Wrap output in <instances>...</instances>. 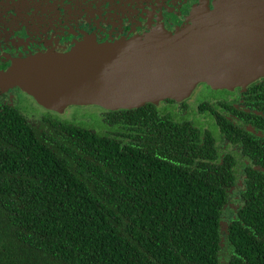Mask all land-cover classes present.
I'll return each mask as SVG.
<instances>
[{
  "label": "trees",
  "instance_id": "1",
  "mask_svg": "<svg viewBox=\"0 0 264 264\" xmlns=\"http://www.w3.org/2000/svg\"><path fill=\"white\" fill-rule=\"evenodd\" d=\"M134 111L109 132L0 112V264H264V200L222 222L209 130Z\"/></svg>",
  "mask_w": 264,
  "mask_h": 264
},
{
  "label": "water",
  "instance_id": "2",
  "mask_svg": "<svg viewBox=\"0 0 264 264\" xmlns=\"http://www.w3.org/2000/svg\"><path fill=\"white\" fill-rule=\"evenodd\" d=\"M188 19L173 32L154 24L128 39L18 54L0 78L57 112L188 102L202 84L244 89L264 79V0H205Z\"/></svg>",
  "mask_w": 264,
  "mask_h": 264
},
{
  "label": "flooded vegetation",
  "instance_id": "3",
  "mask_svg": "<svg viewBox=\"0 0 264 264\" xmlns=\"http://www.w3.org/2000/svg\"><path fill=\"white\" fill-rule=\"evenodd\" d=\"M204 2L0 0V71L18 54L54 51L85 39H128L144 34L154 24L173 32L188 25L192 10L201 8ZM200 90L208 95L197 99ZM210 90L215 93L209 94ZM197 91L193 101L164 98L149 102L150 112L168 114L175 120L187 122L201 138L209 130L215 157L226 162L234 173L233 182L226 189L228 198L222 218L225 222L228 217L235 216L245 201L264 200V79L244 89L210 88L202 84ZM26 97L47 112H57L41 106L19 86L0 78V112L15 110L23 114L19 104ZM68 106L72 105L65 106L61 112ZM135 108L138 107L101 109L103 112H135ZM202 114H205L204 120L211 119L215 124L214 131L206 124L198 126L194 123Z\"/></svg>",
  "mask_w": 264,
  "mask_h": 264
},
{
  "label": "rangeland",
  "instance_id": "4",
  "mask_svg": "<svg viewBox=\"0 0 264 264\" xmlns=\"http://www.w3.org/2000/svg\"><path fill=\"white\" fill-rule=\"evenodd\" d=\"M197 92L193 100L196 99ZM214 93L215 92L213 90H210L209 94ZM207 95L208 92L201 93L200 90V95H198L197 99L204 98ZM19 105L23 109V115L27 118L28 121L32 123L37 124L42 120V118L47 117L64 121H72L77 123L78 125L97 132H108L112 130L111 126H107L106 123H104L106 113L103 112V109H101V107L97 105H72L68 106L63 112H47L46 110L35 105V103L29 97L23 98ZM204 116L205 114L200 115L199 118L196 117L194 123L198 126L206 124L208 125V128L210 130L214 131L215 124L211 121V119L204 120L202 118Z\"/></svg>",
  "mask_w": 264,
  "mask_h": 264
}]
</instances>
